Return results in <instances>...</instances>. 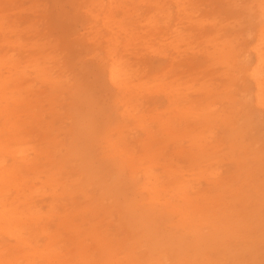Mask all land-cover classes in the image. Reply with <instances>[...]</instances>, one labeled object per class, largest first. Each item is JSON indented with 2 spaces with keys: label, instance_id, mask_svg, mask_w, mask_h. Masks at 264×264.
<instances>
[{
  "label": "bare ground",
  "instance_id": "1",
  "mask_svg": "<svg viewBox=\"0 0 264 264\" xmlns=\"http://www.w3.org/2000/svg\"><path fill=\"white\" fill-rule=\"evenodd\" d=\"M51 1L56 0H43L42 4ZM56 2L61 9L50 8L52 12L40 16L46 28V41L40 44L25 42L19 24L5 26L4 17L0 21V112L5 116L0 126V184L14 185L17 193L7 202V195L2 193L6 189L0 186V233L14 240L0 241V264H17L16 258L18 264H37L34 259L59 264L53 247L68 232L91 238L98 246L102 243V261L86 255L77 263L226 264L223 258L228 257L232 264H239L241 254L251 248L242 240L250 232L264 231V146L248 142L246 130L240 127L242 122L248 123L246 116L251 110L264 113V0L249 3L248 21L254 19L255 24L247 30L250 39L241 43L228 37L227 30L210 12L197 16L200 0ZM68 5L83 15L88 47L99 59L97 67L104 82L115 90L116 120L100 129L102 155L122 169L126 181L140 194L131 207H140L144 215L164 216L168 231L155 234L154 227L141 222L140 217L127 215V209L108 193L110 186L103 180L106 178L98 176L82 154L85 139L79 123L71 119L78 82L69 69L68 38H53L50 33ZM23 30L28 32L27 28ZM196 45H211L212 50L200 48L203 56L212 59L208 67L215 70L210 69V73L229 81L227 89H233L235 81L244 78L251 80L253 87L225 96L221 108H217L218 101L213 100L210 91L202 93L204 100L195 95L189 98L198 79L183 80L182 71L177 69H181L187 54L191 55L188 64L194 65ZM151 57L160 59L157 68L151 65ZM219 68L224 70L218 73ZM31 79L45 87L48 120H43L39 129H49L44 141L34 143L24 138L29 132L21 119L22 106L25 112H33L29 96L32 89L24 85ZM157 95L165 101L163 111L147 104ZM197 102L203 108L195 109ZM38 105L36 99L35 109ZM194 110L203 116V125L216 133L207 143L201 130L192 134L190 150L176 148V129L187 116L195 114ZM150 112L155 114L156 131L167 138L166 144H175L172 148L183 158L186 156L182 166L173 168V159L164 156L162 170H153L154 157L149 154L152 146L148 137H142L151 133L150 127L142 124L144 115ZM58 120L69 121L64 139L50 137L61 129ZM258 120L264 130V119ZM134 122L141 128L140 134L133 133ZM217 124L218 131L214 127ZM229 129L236 131L226 135ZM137 143L142 151L139 155L135 152ZM195 147L201 153L198 160L191 152ZM224 160L227 166L221 169ZM31 174L33 180L29 182ZM171 176V181H164ZM203 176L205 186L200 183ZM25 190L31 192L25 194ZM37 193L46 198L45 211L34 195ZM60 199L68 200L60 203L61 208ZM66 203L71 207L64 212ZM75 216L82 219L81 224L74 222ZM53 217L58 219L60 232L50 233L46 226ZM86 221L88 228L82 225ZM119 233L122 237L115 238ZM39 241L42 243L31 246ZM24 247L30 252H22ZM77 248L82 250L84 246ZM62 262L71 264L64 259Z\"/></svg>",
  "mask_w": 264,
  "mask_h": 264
},
{
  "label": "rangeland",
  "instance_id": "2",
  "mask_svg": "<svg viewBox=\"0 0 264 264\" xmlns=\"http://www.w3.org/2000/svg\"><path fill=\"white\" fill-rule=\"evenodd\" d=\"M56 1H51L50 4L44 6L42 4L43 0H41L40 2H35L33 0H0V21L1 18L4 17L3 23L5 26L13 22L16 25L19 24L17 26L25 42L37 41L40 44L46 41V35H44V31H46V28L45 25L41 23L42 21L40 20V16L47 11L52 12L61 9ZM200 2L201 5L199 6L197 16H203L205 14L204 12H210V14H212V16L216 18L217 23L220 21V26H223L227 30L228 37L233 38L234 41H237L239 43H241L243 40L250 39L247 36L249 32L247 30H250L251 27L254 28L255 24L254 19H252L250 22L248 21V18L251 16L249 7V3L251 2V0H200ZM50 8L52 11L50 10ZM65 9L66 12H64V14L58 18L57 25L52 32L50 31V33L53 38L58 35H64L68 38L67 52L69 58V69L73 72L78 82L77 92L74 95V101L76 100V109L73 112V118L71 119H73L74 122L79 123L81 134L85 139L82 142L86 143L84 144L85 146L83 145L82 154L87 159L90 167L95 171V173H97V175L100 177L106 178H103V180L107 182V186H110V188H108L110 189L108 193L113 196L114 200L118 202V204L127 209V215L131 214V217L133 218L140 217L141 222L154 227L153 232H155V234L161 233L163 231H168L170 229V226L164 216L156 218L153 217L152 214L144 215V213L140 212V207H131V202H138L141 197L140 194L135 189H133L126 181V174L122 171V169L114 161L102 155L99 146V139L101 136L100 129H102V127L105 125L113 124L116 120L117 104L114 101L115 90L106 82H104L102 74L99 72L97 67L99 59L97 58V56H94V53H91L92 51L90 47H88L87 38L89 36L86 30L83 28V15L80 12H77V10L71 5H68ZM119 17L120 16H118L117 18ZM23 28H27L28 32L24 31ZM8 31H10V29ZM84 32L85 35L81 36V34ZM29 33H31L32 35H30ZM198 38L199 37H197L195 40H198ZM200 46L202 48H208V50H212L211 45H196V64L194 63L192 67L188 64V60L189 58H191V55L187 54L183 56L181 69H177L179 71H182L183 80H189L191 78L198 79V81H194V84L192 85V91L189 98H192L195 95L197 96V99L204 100L202 93L206 94L210 91L214 95V97H212L213 100L218 101L217 108H221L225 96L229 94L242 93L244 89L247 90L253 87L252 81L248 78H244L235 81L233 89H227L225 85L227 86L229 84V81H223L220 77L213 75L212 72L210 73L211 70H215L214 68L211 69L208 67L212 59L208 60L206 56H203ZM250 58L253 59L252 54L250 55ZM150 63L151 65L155 66V68H157V65L160 63V59H158L157 57H151ZM217 70L219 73V71H223L224 69L219 68ZM163 78L165 81H167L166 76H164ZM24 85H28V88L32 89V91L29 92V96L31 97L30 106L32 107L31 109H33V112L30 111L31 113H33L32 115L30 112L24 111V106H22V108L20 107L23 110L21 112H24V114L21 115V119H23V122L25 121L24 127L29 132L27 136H24V138H29L33 141V143L42 140L44 141V134H48L47 132L49 131V129L45 130L43 128V130H40L39 125L44 122L43 120H48V115H45V110H47L45 101L46 96L44 92L45 87L42 83H39L38 80L33 79H31L30 82ZM155 98L156 99L153 101H148L147 104L150 107L154 105L158 106L159 110L163 111V108L165 106L163 97L161 95H157ZM36 99L39 104L37 109H35ZM201 108H203V106L199 102H197L195 109L199 110ZM154 115L155 114L151 112L149 115H144L142 124L149 126L151 129V133L148 136L142 135V137H148L147 140H149L152 146L149 154H153L154 157V164L152 165L155 173H158L162 170V163L164 162L162 161V159L164 156L167 158L171 157L173 159V168L179 165L182 166L184 164L183 161L184 158L186 159V156H184L183 158L181 154L177 153L176 148L178 146H183V149L190 150L188 148V145L192 143L191 140L193 141L192 134H195L196 132L200 133L203 131L204 141L209 143L213 139V136L215 135L214 133H216L215 129L214 133L213 131L210 132V128L203 125V116L195 111L194 115L187 116L185 121L183 122V125L180 128L176 129L178 131V134L175 136V139H177L176 146L172 143L166 144L167 138L159 131H156ZM41 116H45V118L42 119ZM4 117L5 116L3 115V113L0 112V126L4 120ZM246 118L248 120V123L242 122L240 125V127H243L246 130L245 139L248 142L253 143L255 147L264 146V130H262V128L258 124V119H264V113L259 115L258 111L251 110V112H249V117L246 116ZM58 122L60 123L58 125L61 126L59 133L53 132L50 137L58 136V139H64L66 136L65 128H67V123L69 121L62 122L58 120ZM218 125L219 124L214 125L217 131L219 130ZM131 126L134 128L132 129L133 133H141V128L136 125V122H134ZM227 131L228 133H226V135H233L236 129H234L233 131L229 129ZM4 136L6 137L8 135L4 133ZM41 137L42 139L39 140ZM1 139L2 136L0 134V140ZM246 140L244 142L247 143ZM195 142H200V140H196ZM45 143H48V139L45 141ZM174 146L176 147L175 149L172 148ZM140 149L141 148L137 143V147L135 149L137 155L142 153ZM191 152L195 155V160H198V156L201 155L198 148L195 147L194 150H191ZM199 164H201V162ZM221 164V169H224L227 166V164H225V160L222 161ZM22 174L27 175L28 172L23 171ZM205 177L203 176L200 182L204 186L206 184ZM169 178V180L164 179V181H171L173 177L171 176ZM32 180L33 174L28 175V181L30 182ZM34 181L39 185L36 179ZM0 186L2 187V189H6L2 191V193L4 192L7 195V202H9L8 200L17 196V193L15 191L16 187L14 185L3 183L0 184ZM33 190H35V188H31V191ZM31 191L25 190L24 193L29 194ZM20 193L21 191L18 192V194ZM37 194L34 195H36L37 199L40 200L41 206L46 204L43 203V200H45L46 198L41 196L40 193ZM61 202H68V200L64 201L60 199L58 202L59 208H61ZM70 207L71 204L66 203L64 206V212L66 211V208L67 210H70ZM46 208L47 207L44 205L42 210L45 211ZM262 212L264 213V207L262 208ZM81 220L82 219L79 218V216H75L74 222L78 225L79 223H82ZM57 221L58 219H55L54 217L51 220L46 221V226L50 233L61 231V229L58 228ZM104 221L105 223L108 222V220L106 219ZM87 224L88 223L86 221L85 224L82 225H85L84 228H88L89 226H87ZM138 226H140V224H138ZM120 237H122V235L119 233L115 238ZM61 238V241L55 244L53 247L58 252L57 259L61 262L59 264H63V259L65 260V262L67 260L68 263L71 264H91L87 263L86 260H82L77 263L80 260L79 258L82 259L86 255H89V258L96 259L97 262L102 261V243L98 246L96 241L91 238H87L83 235L77 237L76 234L69 232L63 233ZM0 241L10 243L14 242L13 238L8 237V235L2 233H0ZM242 241L243 243H246L245 245L247 247L250 246L251 248H247L249 251L241 254L240 260L237 263L264 264V231H262V233L258 231L256 234L250 232L247 238ZM41 243L42 241H39L32 244L31 246H36ZM79 245H83L84 249H78L77 247ZM113 246H117V244L114 243ZM29 250L30 248L24 247L22 252H30ZM54 251L55 250H53V252ZM2 254L4 253L2 252ZM60 255L63 256L60 257ZM28 258L31 259L30 257ZM215 258H218V260L221 259L220 255H217V257L215 256ZM196 259L201 260V257H196ZM223 259L226 264H232L231 258L224 257ZM34 261H37V264H45L43 262H40L42 260L39 259H34ZM19 262L20 261L16 258V263L18 264ZM200 263L203 262L200 261ZM121 264H124V261L121 262Z\"/></svg>",
  "mask_w": 264,
  "mask_h": 264
}]
</instances>
